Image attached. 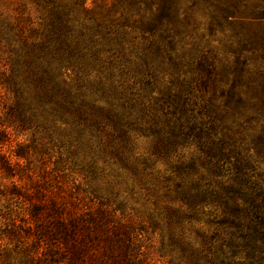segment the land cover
I'll return each mask as SVG.
<instances>
[{
	"label": "trees",
	"instance_id": "1",
	"mask_svg": "<svg viewBox=\"0 0 264 264\" xmlns=\"http://www.w3.org/2000/svg\"><path fill=\"white\" fill-rule=\"evenodd\" d=\"M199 1L0 10V264H264V33L221 72L173 22Z\"/></svg>",
	"mask_w": 264,
	"mask_h": 264
},
{
	"label": "rangeland",
	"instance_id": "2",
	"mask_svg": "<svg viewBox=\"0 0 264 264\" xmlns=\"http://www.w3.org/2000/svg\"><path fill=\"white\" fill-rule=\"evenodd\" d=\"M127 0H85V7L90 12L76 13L78 20L98 16H115L127 5ZM153 3V2H152ZM146 4V3H145ZM151 6V3H147ZM233 7H230L232 6ZM181 7V8H180ZM0 10L8 14L21 12L25 19L34 20L35 11L31 5L22 12L20 0H0ZM173 22L179 32V40L184 51L196 56H205L219 71L230 68L235 56L247 53L242 50L251 48L257 36L264 33V22L258 24L253 17L264 15V0H204L203 2H182L175 9ZM220 11V12H219ZM229 12L226 15L225 12ZM245 41L246 43H242ZM248 44V45H247ZM182 52V51H181ZM250 54V51L249 53ZM252 62V61H251ZM251 96L250 93H246ZM137 149L143 152L148 141L138 138ZM206 216L195 228L208 230ZM193 234V233H192Z\"/></svg>",
	"mask_w": 264,
	"mask_h": 264
}]
</instances>
